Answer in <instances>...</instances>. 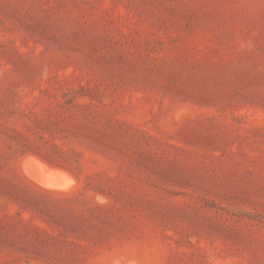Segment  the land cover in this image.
<instances>
[{
    "label": "rangeland",
    "instance_id": "374dc122",
    "mask_svg": "<svg viewBox=\"0 0 264 264\" xmlns=\"http://www.w3.org/2000/svg\"><path fill=\"white\" fill-rule=\"evenodd\" d=\"M0 264H264V0H0Z\"/></svg>",
    "mask_w": 264,
    "mask_h": 264
},
{
    "label": "bare ground",
    "instance_id": "6f19581e",
    "mask_svg": "<svg viewBox=\"0 0 264 264\" xmlns=\"http://www.w3.org/2000/svg\"><path fill=\"white\" fill-rule=\"evenodd\" d=\"M67 187H68V186H67ZM50 188H51V187H50ZM52 189H53V188H52ZM57 192L59 193V192H61V191H57ZM62 192H63V191H62ZM51 193H52V192H51ZM55 193H56V192H55ZM65 193H67V192H65Z\"/></svg>",
    "mask_w": 264,
    "mask_h": 264
}]
</instances>
